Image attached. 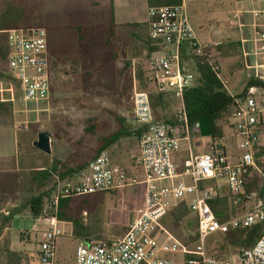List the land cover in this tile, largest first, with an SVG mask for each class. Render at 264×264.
I'll return each instance as SVG.
<instances>
[{
    "label": "built area",
    "instance_id": "obj_1",
    "mask_svg": "<svg viewBox=\"0 0 264 264\" xmlns=\"http://www.w3.org/2000/svg\"><path fill=\"white\" fill-rule=\"evenodd\" d=\"M246 12L250 16L247 26L251 31L255 62L251 64L247 60L245 68L251 79L264 81V0H259L258 7ZM145 20L149 39L160 48L146 58L144 81L152 84L157 94L172 95L176 101L173 117L169 122L154 119L148 93L133 86L130 121L135 124L138 149L133 162L141 176L126 177L123 169L109 164L106 150H100L87 163L78 180L62 183L52 205L60 197L103 192L127 185L143 186L141 207L122 237L79 242L74 248L73 264H172L168 256L160 253L167 255L177 251L184 255L183 264H264V228L250 246L239 247L235 257L214 258L204 246L205 239L213 233L225 234L264 223V171L257 167L253 155L258 124H262L264 117V88L250 85L238 96H230L233 133L240 150L235 162H228L222 148L216 147L205 153H190L176 166L171 155L178 152L180 140L186 141L189 150L192 145L183 92L193 75L181 69V46L186 43L193 54L200 56L216 44L197 42L181 3L148 6ZM237 24L241 25L240 22ZM2 32L6 43V66L17 83L22 100H47L54 71L47 58L45 29L16 27ZM210 66L212 70H218L216 63L210 62ZM216 75L225 86L226 82ZM252 169L259 179L256 189L245 187ZM205 178L214 182L201 185L200 180ZM221 180L226 185L231 205H245L240 214L226 216L224 220L216 218L209 204L217 198ZM179 204L194 215L195 239L191 246L182 243L161 225V218ZM47 220L49 228L37 229L40 236L37 258L41 264H53V243L62 234L54 212Z\"/></svg>",
    "mask_w": 264,
    "mask_h": 264
},
{
    "label": "rangeland",
    "instance_id": "obj_2",
    "mask_svg": "<svg viewBox=\"0 0 264 264\" xmlns=\"http://www.w3.org/2000/svg\"><path fill=\"white\" fill-rule=\"evenodd\" d=\"M258 5L259 0H196L195 2L192 0L187 3L186 9L189 24L197 42L201 45L207 42L219 44L218 46H212L209 54L210 56L212 55L210 59L215 61L218 66L219 78L226 82L225 86H222L229 96H238L243 90L245 91L248 87L246 86V81L248 78L251 79L245 68V58L252 64L255 62V57L252 54L251 31L247 26L250 16L246 10L258 7ZM213 6L222 10L236 7L243 12V23L245 26L242 29L246 35L243 44L247 47L246 54H243V46L237 44L238 36L241 37L242 35H238L236 26L228 23L227 19L232 17V14H216L212 10ZM195 11L198 12V15L193 19L192 14ZM138 12L141 19H143L144 8L140 7ZM6 15L7 13L4 7L0 11V21L6 22ZM186 52L189 55L188 49ZM139 56L142 61L145 55L140 54ZM63 61H69V57H61L60 62ZM3 64L4 61L0 57V75L10 80L14 86L15 82L11 74L7 70H4ZM140 65L139 73L136 72L137 68L134 70L133 79L135 82L129 71L119 72L116 70L115 82L112 83V87L107 91H95L91 88L82 87L81 82L74 75V79L63 82L59 87L55 88L54 95L52 94V97L47 99L46 103L40 101H22L15 98L14 105L21 111L16 112L12 118L16 135L11 134V144L10 146L7 145V175L6 173L0 172V177L2 178L0 182L5 185L4 192H6L0 195V264H7V239L10 241L12 247L24 246L27 244L26 240H22L21 238L28 235L30 242L34 244L38 235L33 230V227L44 228L45 226L42 221L36 222V217H31L27 209L28 205L25 202V200L28 201L29 198L31 199L40 193L44 194L42 202H48L47 199L49 198L44 197H48L54 192L53 186L56 184L53 181L55 173L44 181H35L34 179L38 178L37 173H34V171L26 173L24 170V166L26 165L24 163L27 160L26 151H36L31 145V141L35 139L36 132L46 130L50 133L53 150L56 149L64 155L62 160L58 161L66 165L81 161L93 155L98 144V138L110 134L119 126L125 131H133L135 124L132 121L130 122L131 89L134 86L148 93L149 89L152 88V84L146 83L145 85L140 79L141 75H145L146 64L144 66L140 62ZM77 68L75 66L74 73L77 72ZM189 72L192 73L194 78V71L189 70ZM190 85H193V79ZM152 96L153 101L151 99V104L152 102L153 104L154 102L157 103V95L154 93ZM175 103V99H164L161 112L167 117L171 116L172 118ZM40 108H46V110H41ZM225 116L223 114L216 121V124L222 129V135L224 134L227 120L229 124L233 121L230 115L227 116V119ZM85 128H92L93 132L89 133ZM199 137L203 142L205 136ZM134 141L136 142V136L132 133L120 137L118 144L123 149H129L133 147ZM255 145L264 148V117L262 124L258 128ZM202 146L203 143L202 145H198L197 148H201ZM114 148H117L116 145H114ZM107 152H109L108 149ZM128 154H124V160L130 161L131 156ZM263 154L264 152L261 150L255 152L256 157L260 156L261 158ZM54 160L52 159L46 163L47 158H45V167L48 168ZM55 165L57 168L59 167L58 163ZM7 176L11 179L9 184L7 183ZM184 179L187 178L183 177ZM73 180V177L58 180L57 191H59L63 182H73ZM135 187L137 188L136 185H127L124 188L126 194H128L127 196H129L127 198H124L117 191L100 192L92 195L86 194L76 197L74 201H78L80 207L85 210L84 214L81 215L79 213L78 221L83 224L85 230H90L93 226L98 228L102 226L103 221L95 218L97 215L104 220L103 223H106L110 219L115 221L118 217L127 218L129 211L125 210L123 200H126L128 204L131 202V198L137 196ZM43 190L44 192H42ZM119 195L120 197H118ZM92 203L95 206L94 211L90 209V204ZM184 207L183 204H179L176 208L170 210L161 218V225L182 243L191 246L194 242V215L186 211L177 220L174 219L175 215H179L180 212L186 210ZM227 208L229 209V206ZM39 215H42V213ZM9 216L11 217L9 218ZM233 238L232 234L221 236L219 233H213L205 239L204 246L207 253L214 258L221 260L228 256L235 257L240 244L236 245L233 243ZM58 241V252L55 254L56 260H62L63 264H72L73 259L70 256L76 241L67 234L62 235ZM167 256L172 264H183L184 255L182 252H171ZM38 264L41 263L38 261Z\"/></svg>",
    "mask_w": 264,
    "mask_h": 264
},
{
    "label": "crops",
    "instance_id": "obj_3",
    "mask_svg": "<svg viewBox=\"0 0 264 264\" xmlns=\"http://www.w3.org/2000/svg\"><path fill=\"white\" fill-rule=\"evenodd\" d=\"M171 1L173 0H0V11L5 7V11L7 13V21H0V50L3 52L2 59L4 61V70H7V72L10 73L5 61L6 43L5 36L2 31L4 29L16 27H43L46 32L47 58L54 71V78L49 86L48 99L52 97V94L54 95L55 88L59 87V85L63 82L74 79V75L77 80L81 82L82 87L91 88L95 91H107L112 87V83L115 82L116 70L119 72L126 70L129 71L133 79L135 68H137V73L140 71V62L145 66L146 58L151 53L149 51L150 41L147 36L145 20L146 8L148 6L169 4ZM191 1L192 0H178V3H181L184 6L186 14L187 3ZM195 1L196 0H194V2ZM140 7L144 8L143 19H141L138 12ZM212 10L216 14L230 13L232 14V17L235 16V18L230 17L227 20L230 25L236 26L238 35H242L241 37L238 36L237 44H239V46H243V42L246 39L245 32L242 29L245 26L243 23V12L238 10L236 7L233 9L222 10L213 6ZM196 15H198V12H193V19H195ZM239 22L241 25L237 24ZM218 45L219 44H216V46ZM211 50L212 47L209 49V52ZM246 52L247 47L246 51H243V54H246ZM140 54L145 55L142 61L139 56ZM61 57H69V61L60 62ZM75 66L78 67L76 73H74ZM181 69L188 71L182 67ZM144 76L145 75H141L140 79H144ZM133 81L135 82L134 79ZM14 82L15 85L13 86L10 80H7L5 77L0 75V172L6 173V175L7 145L10 146L11 144V134L16 135L12 118L16 112L21 111L16 108L14 101L15 98L22 100L20 91L17 88V83L15 80ZM143 83L146 85L147 82L143 80ZM152 92H154L158 98L157 103L154 102V104L153 102L151 104V99L153 101L152 95L154 94ZM148 95L154 119L160 121H171V116L167 117L161 111L163 109L164 99H174L172 95L157 94L153 85L152 88L149 89ZM40 102L46 103L47 100H41ZM40 109L46 110V108ZM232 124L233 121L229 124L227 120L224 134H221L218 138L216 137L213 141L208 135H204L205 139L202 142L199 136L203 135H200L198 132L190 131L192 137L190 150L188 149L186 141L183 139L180 140L178 152L171 155L173 163L178 166L182 159L186 158L188 154L205 153L216 147L222 148L227 156L228 162H235L237 156L240 154V150L236 146L237 139L234 136ZM133 130H135V127H133ZM119 138L114 143L104 148L106 152L107 149L109 151L107 152L109 164L116 165L123 169L126 173V177H140V169L133 162L138 153L136 142L134 141L133 147L123 149L118 144ZM51 143L52 138L50 135V152L48 154L42 153L37 149L32 152L26 151L27 160L24 163L26 164L24 166L26 173H30V171H34V173H45V169L48 170V168L44 165L45 158H47L46 163L50 162L52 159L62 160L64 155L56 149L53 150ZM202 143L203 146L201 148H197L198 145H202ZM114 145H116L117 148H114ZM113 148L116 150L114 151ZM257 150L264 152V148H260V146L255 145L253 154L257 167L261 171H264V154L261 158L260 156L256 157L255 151ZM124 154L131 156L130 161L124 160ZM74 164L75 163H69L67 166H73ZM56 171H49V173H56ZM249 173L250 174L247 177L245 187L249 189L258 188L259 179L256 174L257 172L252 169ZM1 179L2 178L0 177V181ZM184 181H187V179H184ZM10 182L11 179L7 176V183L9 184ZM213 182L214 180L210 178L200 180L201 185H209ZM220 183L221 185L219 187L218 196L216 199L212 200L211 208L218 210L225 216L240 214L244 210L245 205H231L226 185L223 180H221ZM57 185L58 182H56L55 186H53V193H51L48 197H44L49 198L47 199L48 202L46 201L45 203H41L39 212L36 216L32 214L30 210L29 199L28 201L25 200L31 217L35 218L39 216L40 219L35 218V221H42L45 226L44 228L33 227V230L38 235L34 244L30 242L28 235L24 236L25 239L21 238L22 240H26L27 244L24 246L19 245L12 247L10 241L7 239V264H38L37 251L40 236L37 229L49 228L47 217L53 212L55 213L57 226L62 230V234L56 237L53 243V264H63L62 260H56L55 258V254L58 252V240L62 235L67 234L69 237L73 238L74 241H76L74 248L79 242L91 243L97 240H113L120 238L141 207L143 186L140 184L136 185L137 188H135L137 196L135 198H131L130 203L127 204L126 200H123L125 210L129 211L127 218L118 217V219L116 218L117 221L110 219L107 220L106 223H103L104 220L97 215L95 218L103 221L101 224L102 226H99V228L93 226L90 230H85L83 228V224L78 221L79 213L82 215L85 213V210L80 207V203L78 204V201H74L76 197L82 195L62 197L65 198V205L61 210H59L57 205L58 202L52 205V200L58 190ZM4 187L5 185L0 182V195L6 193L4 192ZM125 187H117L108 191L120 192L124 198H127L129 196H127L128 194H126V190H124ZM42 192H44V190ZM39 196L43 197L44 194L40 193ZM118 197H120V195ZM228 206L229 209L227 208ZM90 209L92 211L95 210L93 203L90 204ZM40 213H42V215H39ZM60 213L64 215L62 218L57 217V214ZM10 217L11 216H9V218ZM157 238L160 240L159 235H157ZM74 248L70 256L72 259ZM160 254L167 256L166 254Z\"/></svg>",
    "mask_w": 264,
    "mask_h": 264
},
{
    "label": "trees",
    "instance_id": "obj_4",
    "mask_svg": "<svg viewBox=\"0 0 264 264\" xmlns=\"http://www.w3.org/2000/svg\"><path fill=\"white\" fill-rule=\"evenodd\" d=\"M178 0H173L169 4H177ZM148 36V35H147ZM149 51L153 52L160 48V45H155L151 39ZM188 49V54L186 50ZM3 56V52L0 50V57ZM209 50H206L203 55H195L192 53L191 49L187 46V44H183L181 46L180 51V66L185 70L194 71L193 85L187 86L183 92V103L185 108V113L187 117V121L191 126L194 122H196L201 117H206L208 121V136L213 141L216 137H220L222 133V129L219 125L216 124V121L225 114L226 119L227 116L230 115L231 110V97L226 94L221 82L219 81L216 74L219 73V70L214 71L211 69L210 62L215 63L210 59ZM192 74V73H191ZM141 78V77H140ZM142 81L144 79H141ZM249 85H257L264 88V82L256 81L253 79H247L246 86ZM167 122V121H165ZM169 122V121H168ZM261 124H258L260 127ZM85 130L89 133L93 132L92 128H88ZM132 133H136L135 130L128 132L124 129H121L119 126L115 131L111 132L106 136H102L98 138V144L94 150V154L89 156L86 159L81 161H76L73 166H67L65 163H61V161L54 160V162L48 167V170L45 169V173H37L38 178L34 179L39 181L46 180L49 176L54 173H49L56 171L54 175L53 181L56 183L58 180H63L65 178L73 177V182H75L78 176L85 171L87 163L100 151L104 150L107 146L114 143L119 137L127 136ZM261 148V146H260ZM257 150L255 152H259ZM75 159L73 157H70ZM59 164V167L55 165ZM42 198L39 195L29 198V205L32 214L36 215L39 212V207L42 203ZM58 208L62 209L65 205V198H58ZM210 206L212 207V201H210ZM185 208V207H184ZM186 209V208H185ZM214 215L219 220H224L225 215L221 214L218 210L212 208ZM189 212L187 209L183 212H180L179 215H175L174 219L177 220L180 215L185 214V212ZM63 214H57L58 218H62ZM67 220V219H66ZM264 228V223H258L249 228L240 229L236 231H229L225 234H220L221 236H226L228 234L233 235V243L239 246H250L257 236V234ZM194 234V231H193ZM194 236V235H193ZM195 239V236H194Z\"/></svg>",
    "mask_w": 264,
    "mask_h": 264
},
{
    "label": "water",
    "instance_id": "obj_5",
    "mask_svg": "<svg viewBox=\"0 0 264 264\" xmlns=\"http://www.w3.org/2000/svg\"><path fill=\"white\" fill-rule=\"evenodd\" d=\"M243 51H246V45L243 44ZM247 62V58H245ZM191 132H198L200 135H208V121L206 117H201L190 126ZM50 133L46 130H39L36 132L35 139L31 145L42 153L48 154L50 152L49 146Z\"/></svg>",
    "mask_w": 264,
    "mask_h": 264
}]
</instances>
